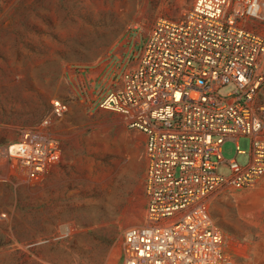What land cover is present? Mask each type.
Wrapping results in <instances>:
<instances>
[{"label":"rangeland","instance_id":"obj_1","mask_svg":"<svg viewBox=\"0 0 264 264\" xmlns=\"http://www.w3.org/2000/svg\"><path fill=\"white\" fill-rule=\"evenodd\" d=\"M194 1L0 0V148L47 119L63 148L40 183L3 168L0 264H124V233L143 224L146 210L144 136L93 103L137 65L156 22L181 21ZM53 99L68 105L66 115L54 116ZM252 104L264 107V81ZM238 145L244 154L228 141L223 157L246 167L251 139ZM217 174L229 177L230 166ZM209 205L233 264H264V177L250 189L215 192Z\"/></svg>","mask_w":264,"mask_h":264},{"label":"built area","instance_id":"obj_2","mask_svg":"<svg viewBox=\"0 0 264 264\" xmlns=\"http://www.w3.org/2000/svg\"><path fill=\"white\" fill-rule=\"evenodd\" d=\"M258 25L261 32L255 30ZM264 0H195L181 21L160 19L137 65L117 89L93 105L120 114L144 136L147 169L143 224L124 233V264H233L229 239L213 220L209 201L223 189L255 187L264 177V107L253 97L264 81ZM234 84L227 98L219 89ZM61 118L68 105L51 101ZM251 139L250 161L225 160L224 144ZM63 155L47 119L22 127L18 141L0 148L5 165L27 184L42 182ZM227 163L231 175L217 174ZM18 172V173H19Z\"/></svg>","mask_w":264,"mask_h":264}]
</instances>
